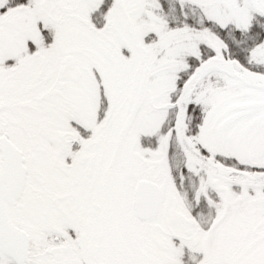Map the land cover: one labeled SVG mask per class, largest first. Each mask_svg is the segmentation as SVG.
<instances>
[{"label": "snow or ice", "instance_id": "1", "mask_svg": "<svg viewBox=\"0 0 264 264\" xmlns=\"http://www.w3.org/2000/svg\"><path fill=\"white\" fill-rule=\"evenodd\" d=\"M0 264H264V0H0Z\"/></svg>", "mask_w": 264, "mask_h": 264}]
</instances>
